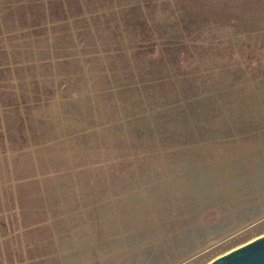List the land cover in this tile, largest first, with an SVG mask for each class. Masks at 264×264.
Segmentation results:
<instances>
[{
	"label": "rangeland",
	"instance_id": "rangeland-1",
	"mask_svg": "<svg viewBox=\"0 0 264 264\" xmlns=\"http://www.w3.org/2000/svg\"><path fill=\"white\" fill-rule=\"evenodd\" d=\"M263 234L264 0H0V264Z\"/></svg>",
	"mask_w": 264,
	"mask_h": 264
},
{
	"label": "water",
	"instance_id": "water-1",
	"mask_svg": "<svg viewBox=\"0 0 264 264\" xmlns=\"http://www.w3.org/2000/svg\"><path fill=\"white\" fill-rule=\"evenodd\" d=\"M206 264H264V234L238 245Z\"/></svg>",
	"mask_w": 264,
	"mask_h": 264
}]
</instances>
